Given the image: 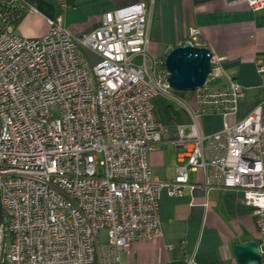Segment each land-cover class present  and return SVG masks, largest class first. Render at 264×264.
Returning <instances> with one entry per match:
<instances>
[{
    "label": "built area",
    "instance_id": "built-area-1",
    "mask_svg": "<svg viewBox=\"0 0 264 264\" xmlns=\"http://www.w3.org/2000/svg\"><path fill=\"white\" fill-rule=\"evenodd\" d=\"M253 11L264 0H248ZM144 1L105 12L99 26L76 35L62 16L39 36L17 33L36 15L23 0H0V202L8 245L5 264H121L133 241L161 236L162 187L181 196L188 171L204 187L238 189L253 210L264 264V107L235 120L243 87L211 53L194 111L170 89L163 56L148 53ZM196 32L188 40L196 44ZM259 73L264 63L257 59ZM264 90V82L262 84ZM164 97L188 110L173 145L182 150L175 177L160 182L148 156L165 128L152 103ZM220 114V131L203 134L201 114ZM105 232V242L98 236ZM186 264H194L192 256Z\"/></svg>",
    "mask_w": 264,
    "mask_h": 264
},
{
    "label": "crops",
    "instance_id": "crops-1",
    "mask_svg": "<svg viewBox=\"0 0 264 264\" xmlns=\"http://www.w3.org/2000/svg\"><path fill=\"white\" fill-rule=\"evenodd\" d=\"M141 1L149 4L148 50L155 58L196 32V44L224 57V71L243 87L235 120L264 101V73L256 67L257 59L264 63V8L251 10L248 0H23L37 14L22 16L16 31L39 36L46 30V19L62 16L64 26L79 35L96 29L105 12ZM189 100L188 108L194 111L195 102ZM169 119L162 141L148 156L153 176L164 183L174 179L182 155L172 143L176 129L192 123L184 111ZM196 121L203 134H212L222 129L225 119L211 113L197 116ZM187 180L181 196H169L161 188V236L129 243L120 254L121 264H186L190 256L194 264H236L234 245L259 242L253 210L243 203L240 190L205 188L200 171H188Z\"/></svg>",
    "mask_w": 264,
    "mask_h": 264
},
{
    "label": "water",
    "instance_id": "water-1",
    "mask_svg": "<svg viewBox=\"0 0 264 264\" xmlns=\"http://www.w3.org/2000/svg\"><path fill=\"white\" fill-rule=\"evenodd\" d=\"M211 51L204 46H195L186 41L170 49L163 56V66L168 73L167 82L171 90L195 92L202 88L210 73ZM3 213L0 202V230ZM236 264H261L259 245L246 241L233 246Z\"/></svg>",
    "mask_w": 264,
    "mask_h": 264
},
{
    "label": "rangeland",
    "instance_id": "rangeland-1",
    "mask_svg": "<svg viewBox=\"0 0 264 264\" xmlns=\"http://www.w3.org/2000/svg\"><path fill=\"white\" fill-rule=\"evenodd\" d=\"M149 55L155 59V55L151 54L148 51ZM174 94L181 98L182 102L187 106L191 107L192 102L189 100V98H192L194 100V92H179L172 90ZM153 114L156 119V121L162 125L163 127L166 126L167 123H170L169 117H172L175 115L179 116L182 111L185 112V114H188L187 109L184 108L180 103L176 101L168 100L164 97L156 98L153 103ZM169 106V108H168ZM98 239L101 243L105 242V232L101 231ZM4 246L7 247L8 245V238L6 237L4 240Z\"/></svg>",
    "mask_w": 264,
    "mask_h": 264
},
{
    "label": "trees",
    "instance_id": "trees-1",
    "mask_svg": "<svg viewBox=\"0 0 264 264\" xmlns=\"http://www.w3.org/2000/svg\"><path fill=\"white\" fill-rule=\"evenodd\" d=\"M20 19L21 18H19L16 23H18L20 21ZM168 108H169V106H168ZM6 237L7 236H6L5 232H4V230H2V235H1V251H0V264H5V262H4V252H3V248H4V242H5L4 240H5Z\"/></svg>",
    "mask_w": 264,
    "mask_h": 264
}]
</instances>
